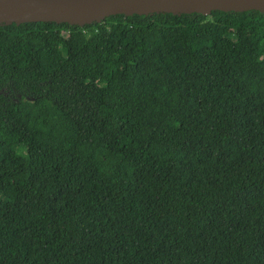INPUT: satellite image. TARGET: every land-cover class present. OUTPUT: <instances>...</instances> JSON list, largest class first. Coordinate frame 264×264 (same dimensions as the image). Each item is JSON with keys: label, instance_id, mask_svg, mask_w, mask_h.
I'll list each match as a JSON object with an SVG mask.
<instances>
[{"label": "trees", "instance_id": "trees-1", "mask_svg": "<svg viewBox=\"0 0 264 264\" xmlns=\"http://www.w3.org/2000/svg\"><path fill=\"white\" fill-rule=\"evenodd\" d=\"M0 264H264V12L0 23Z\"/></svg>", "mask_w": 264, "mask_h": 264}, {"label": "water", "instance_id": "water-1", "mask_svg": "<svg viewBox=\"0 0 264 264\" xmlns=\"http://www.w3.org/2000/svg\"><path fill=\"white\" fill-rule=\"evenodd\" d=\"M249 9L264 12V0H0V23L64 21L83 24L117 13L207 14L211 10Z\"/></svg>", "mask_w": 264, "mask_h": 264}, {"label": "flooded vegetation", "instance_id": "flooded-vegetation-1", "mask_svg": "<svg viewBox=\"0 0 264 264\" xmlns=\"http://www.w3.org/2000/svg\"><path fill=\"white\" fill-rule=\"evenodd\" d=\"M54 22V21H53Z\"/></svg>", "mask_w": 264, "mask_h": 264}]
</instances>
